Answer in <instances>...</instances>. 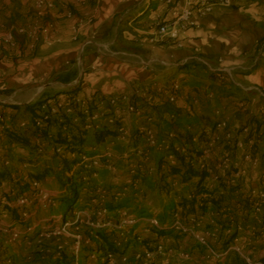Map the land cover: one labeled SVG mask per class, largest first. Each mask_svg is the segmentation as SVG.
Returning <instances> with one entry per match:
<instances>
[{
    "label": "rangeland",
    "instance_id": "obj_1",
    "mask_svg": "<svg viewBox=\"0 0 264 264\" xmlns=\"http://www.w3.org/2000/svg\"><path fill=\"white\" fill-rule=\"evenodd\" d=\"M254 1L232 0L231 8L227 6V11L220 17L227 29L219 33L222 39L220 50L217 46H209L205 55L200 51L194 53L205 56L211 68L217 70L212 72V75L204 70L206 68L194 63L193 57L175 65L163 60L168 64L164 67H173L175 72L178 67L188 68L179 76H173V79L171 76L162 79L163 84L168 82L169 86L173 84L178 86L175 101L172 103L173 108L177 101L187 102L186 107L180 110V117L175 119L170 117L169 120L163 113L164 108L171 106L166 102L170 87L166 89L164 85L165 87H160L159 90H150L148 87L147 92L144 89L140 90L150 96L148 103L152 110L146 109L145 113L152 120L147 123L151 128H157L159 139L170 135L169 130L185 131L186 122L199 126L201 130L205 128L203 130H206L207 137L215 136L216 139L211 145L207 139L196 147L206 152L209 161L228 160L230 170L223 177L214 178L219 174L216 171L213 177L210 176L205 181L212 191L217 188L219 190V180L231 188V194H226V209L222 212L208 208L203 213L182 216L181 208L174 210L175 203L167 199L169 195L155 192L154 187L157 182L154 178L159 173L157 165L159 160H162L163 167L166 157L161 154V150L144 147L140 138L133 137V132L139 126L138 116L125 112L126 106L123 101L117 104L119 107H114L118 111L113 108L111 112H103L106 106V102L103 101L97 102L99 105L97 120H91L90 113L87 115L84 113L89 134L81 154L89 160H97L98 165L95 170L85 172L83 169L79 172L81 182L76 180L74 182L80 183L78 201L74 210L63 217L64 211L59 200L62 195L68 193L69 186L74 184L70 182V172L65 171L59 158L52 152L51 144L30 138L31 142L40 144L39 148L33 149L20 146L8 136H3V130L26 136V132L19 124L20 120L28 118L29 114L23 108L10 112L6 106L2 108L1 105L24 106L34 104L44 97L56 95L58 85L54 82L60 81L62 76H56V72L51 71L45 77L40 75L30 77V86L23 90H19L22 87L17 85L22 75L15 77L14 89L9 87V80L12 78V75H8L10 73L4 72L0 76V116L3 111V115L8 119L0 124V173L7 172L10 178L0 179V264H59L60 261L64 264H264V141L261 139L256 141L257 147L252 141L248 148V152L251 153L254 147L256 148L254 156H257V161H254V158L244 159L241 155L236 157V152L244 150V147L236 145L235 151H230L232 154L224 149V144L228 142L231 144L235 138L238 139V143L243 144L249 130L242 129L246 118L262 115V112L255 110L253 102L264 98L258 97L255 92L244 91L243 88L252 85L240 81V78L264 58L262 42L264 6H261L264 2H261L258 5L259 9L253 13L250 4ZM233 2H238L239 5L235 6ZM212 12L213 10L205 16ZM31 14L34 13L16 14V23L24 25L25 22L22 21L24 16L28 19ZM4 20L6 17L1 15L0 23L3 24ZM29 27L20 26L11 31L0 30V52L12 54L13 50L10 49L15 48L14 51L20 53V49H24V43L19 44L15 40L12 45V42H5L4 39L11 33L22 36L23 40L25 38L30 40L28 36L20 35L18 32ZM36 36L37 46L39 31ZM45 41L48 43L49 37H46ZM29 44V52L35 50V45L32 49L30 47L31 41ZM77 54L81 55L82 51H78ZM21 65V61L13 62V67L19 68L14 76L27 71L22 69ZM30 66L35 70L40 68L35 61L30 62ZM156 69L164 68L155 66L154 70ZM227 73H230L229 78L226 76ZM26 78L24 77V80ZM82 80L83 71L77 74L72 82L79 81L76 87H80ZM213 82L217 84L214 85ZM209 85L220 86L223 92L216 93ZM126 96L129 97L130 94ZM248 97L250 101L246 100ZM84 101L91 102L88 99ZM47 104L51 106L49 109L51 111L52 108L59 107L61 102L56 106L53 101ZM244 107L247 112L243 110ZM43 110H48V107L45 106ZM66 113L72 116L71 111ZM202 116L211 124L225 125L217 126L216 130L211 131L210 125L202 127V122L197 120ZM72 120L78 121L74 115ZM130 121L134 124L132 125ZM115 122H118V128L123 127L126 132L129 129L130 139L123 138V132L118 131L117 138L107 139L101 144L93 141L91 134L94 129L103 126L113 128ZM105 152L110 154L102 156ZM67 154L77 156L76 153ZM137 166L140 168L139 171L136 169ZM44 170L48 171L44 178L40 182L34 181L33 176L42 174ZM33 182L38 185L33 186ZM44 194L48 195L47 198L50 196V199L43 203L38 197ZM190 196L191 194L188 198ZM18 197L26 198L27 204L25 206L16 204ZM246 197L254 199L253 208L248 213L242 209V200ZM10 209L17 210L21 223L12 217ZM100 210L105 211L102 216H98ZM174 214L177 216L174 217ZM153 220H156L158 229L153 228L150 223ZM176 222H179L182 228L178 230L171 228ZM103 224L106 225L102 226ZM97 231H101L115 248L119 249L116 255L109 258L103 251H99ZM234 233L236 236L231 239ZM143 239L150 240L149 247L152 251L141 244ZM202 241L205 245L201 243Z\"/></svg>",
    "mask_w": 264,
    "mask_h": 264
},
{
    "label": "crops",
    "instance_id": "obj_2",
    "mask_svg": "<svg viewBox=\"0 0 264 264\" xmlns=\"http://www.w3.org/2000/svg\"><path fill=\"white\" fill-rule=\"evenodd\" d=\"M37 1L0 0V16L6 17L4 23H0V30L11 31L20 26L28 27L32 24L39 26V40L37 46L35 45V50L31 52H29L30 40L27 38L23 40L22 36L14 34L16 42L24 43V49H20V53H16L15 48L10 49L13 50L12 54L0 52V76L4 72L10 73L8 75H12V78L9 80V87L14 89L15 77L18 78L22 75V79L17 82V85L22 87L19 90H23L30 86V77L39 75L45 77L51 71H55L56 76H62L60 81L54 82L58 85L59 93L71 90L70 83L77 74L83 71V80L81 86L78 87L77 97L94 100L95 103L106 102L111 97L129 95L143 89L147 92L148 87L150 90H159L160 87L166 85V89H169V83L163 84L162 79H167L168 76H179L180 73L188 69L187 66H182L183 68H177V72L173 67L147 70L137 65L133 57L123 60L118 55L110 57L106 54H98L96 52L97 45H104L113 53L131 52L132 56L136 54L139 58L154 57L166 60L170 65L179 64L180 61L191 57L194 58V63H197V58L207 59L203 55L209 46H217V49L220 50L222 39L219 36L222 30H227L224 21L220 18L222 13L227 11V6L216 5L208 16L193 17L192 25L181 33V47L156 36L157 25L172 22L176 13L186 3L194 1L216 3L218 0H173L172 5H168L165 0H92L91 2L88 0H42L51 2L53 7L50 10L45 9L41 16H38L35 9ZM261 2L264 0H255L250 4L251 12L255 13ZM234 5H239V3L235 2ZM231 6L229 7L231 8ZM261 6L264 5L261 4ZM29 12L34 13L31 14L33 17L30 15L28 19H25L27 16H24V20H22L25 22L24 25L16 23V14H28ZM46 37H49L48 43L45 41ZM80 50L82 51L81 55L77 54ZM199 51L203 54L202 56L194 55ZM13 59H16L17 62L21 61L22 69L27 71L14 76L13 74L19 71V68L13 67V62H16ZM34 61L39 64L40 68L37 70L30 66V62ZM204 70L207 72L206 69ZM24 77H27L26 80ZM240 81L264 89V58L243 78H240ZM216 84L214 83V85ZM209 87L216 88L211 85ZM143 93L139 95L143 97ZM248 98L246 100L250 101ZM159 102L161 103V101ZM177 102L174 105L177 110H181L187 105L184 100ZM253 103V106H256L255 110L264 111V100H254ZM8 109L10 112H14V110ZM255 116L261 118L263 115ZM197 120L199 121V118ZM130 123L134 124L133 121ZM236 153V157L238 155L242 157L243 150H238ZM158 180L159 177L155 176L154 181ZM166 182L168 183V181ZM194 182L181 184L176 181V185L170 186L175 196L169 195L167 199L176 203L181 197L188 198Z\"/></svg>",
    "mask_w": 264,
    "mask_h": 264
},
{
    "label": "trees",
    "instance_id": "obj_3",
    "mask_svg": "<svg viewBox=\"0 0 264 264\" xmlns=\"http://www.w3.org/2000/svg\"><path fill=\"white\" fill-rule=\"evenodd\" d=\"M91 2L92 0H88ZM264 42V40L262 41ZM185 67V66H183ZM182 67V68H183ZM212 75V73H210ZM175 78V77H174ZM173 79V77H172ZM215 90L214 92H223V90L220 89V87L216 86V88L213 87ZM77 90L78 86L72 88L71 90H67L64 92H59L56 95L44 97L43 99L38 100V102L34 104H25L24 106H18V105H3L7 108H10V110L14 111H20L21 108L24 109L26 113L29 114L28 118H22L20 121H25L27 123V128L24 129L26 132L25 135L16 134L14 132H9L7 130H3V136H8L12 141L17 142L20 146H28L33 149L39 148V144H35L31 142L30 138L34 140L41 141L44 144H51L52 146H62L64 148L65 153H76L77 156L81 154L83 145L86 143L89 131L86 128L85 123V117L83 109L80 107V103L77 100H82L77 97ZM169 92V91H168ZM176 94V93H175ZM174 94V96H175ZM130 102L140 110V115L138 116V125L147 126L148 128H151L148 125L147 118L148 116L145 113L146 109H151L150 103L147 102L145 97H142L140 95H136L135 93H132V95L129 98ZM49 101H53L54 105L60 106L56 108L55 113H51L49 111L50 107L47 103ZM166 102L171 105L168 106V108H164V115H166L167 119L170 120V117L172 119H175L176 117H180V110H177L172 107V103L168 101V96L166 98ZM165 103V102H164ZM48 107V110H43V106ZM92 105H94L92 107ZM91 106V107H90ZM5 107V108H6ZM87 107L89 108V112L95 110L98 108L97 103L93 101L87 102ZM152 107H154L152 105ZM92 108H94L92 110ZM71 110V115L75 116V118L78 119L77 122H74L72 120V116H69L66 113V110ZM113 108L109 105V103L106 101V106L103 108L104 111H110ZM5 113V112H4ZM2 116L6 118L5 115H3V111L1 113ZM45 117V118H44ZM35 118H42V124L40 127H36L34 124ZM171 121L173 122V120ZM152 120V118H151ZM170 121V122H171ZM199 121L202 122V127H206L207 125L211 126V131L216 130L218 123L211 124L210 121L205 117L202 116L199 118ZM200 123V122H198ZM118 122L113 123V128L111 127H101L99 129H94L92 131V138L95 143H103L107 139H114L119 137L118 133ZM138 127H136L135 132H133V137L140 138V134L138 131ZM193 125L190 122H186L185 125V131L180 130H169L170 134H173L174 137L172 141L170 142L171 145V153L174 155L176 165L169 168L168 171L161 173L162 168V160H159L158 169H159V180L156 182V185L154 186L157 191L164 192L166 195H174V192H172V189L169 185V183L166 182V179L168 177L172 179H179V183L181 184H192L194 181V186L191 191L190 198L181 197L177 202L173 205V209L181 208V215L187 216V215H195L198 212L203 213L208 208H211L214 211L222 212L226 209V194H231L232 190L231 188H228L224 181L219 180V190L218 188L215 191H212L209 189L207 184L205 183L206 179L209 177V173L202 169H198L194 163V158L199 156L201 154L200 149L198 146L202 143V141L207 140V136L205 135V131L202 129H199V126ZM173 127V125H172ZM152 129L155 131V134L158 135V132H156V129L152 127ZM243 130H248L247 135L243 139L244 144V153L243 158L245 157V154L248 152V142L254 141V145H256V141L262 140L264 141V116L261 118L256 116H248L243 124L242 127ZM242 130V131H243ZM169 134V133H168ZM197 137L198 141L195 143L193 142V138ZM199 144V145H198ZM238 144V139L235 138L232 140V143L230 142L224 144L225 151L232 154L230 151L234 152L236 149V145ZM178 146L181 149L185 150V156L180 155L179 152L175 150V146ZM196 145H198L196 147ZM254 151L251 153L252 155H255L256 148L254 147ZM57 156V155H56ZM58 157V156H57ZM59 158V157H58ZM59 161L61 164H63L65 171L70 172V182L74 183L75 180L81 182V179L79 177V172L83 171L82 168H77V170H73L74 165L77 164V159H72L69 157L65 158H59ZM166 164V161H165ZM48 172L47 170H44L42 174H35L33 176L34 181L40 182L44 178L45 173ZM231 173V172H229ZM228 173V174H229ZM9 178L7 172L0 173V179L1 178ZM10 179V178H9ZM73 184L69 186V191L65 195H62L60 197V202L63 207V217H66V215H69L75 208L76 202L78 201V191L80 189V183ZM254 204V199L250 197H246L242 200V209L248 213L249 210H251L252 205ZM11 215L13 218L17 219L16 222L21 223V220L18 218L17 210H11ZM97 238L99 239V251H103L104 255H116L119 251V249L115 248V246L108 240V238L101 232H96ZM236 236V233L232 235L233 239ZM230 239V240H231ZM149 239H143L141 241V244L145 246L149 251L152 249L149 247L150 245ZM228 242H226L227 245ZM264 261V258H263ZM98 263H101L98 261ZM59 264H64L62 261L59 262ZM69 264V263H65Z\"/></svg>",
    "mask_w": 264,
    "mask_h": 264
},
{
    "label": "built area",
    "instance_id": "obj_4",
    "mask_svg": "<svg viewBox=\"0 0 264 264\" xmlns=\"http://www.w3.org/2000/svg\"><path fill=\"white\" fill-rule=\"evenodd\" d=\"M165 2L168 5L173 4V0H165ZM231 4H232V0H218L216 3L207 2V1H194L193 3L192 2L186 3L184 5V7H182V9L176 13L175 18L172 22L160 23L157 25L156 36L160 39H167L170 42L174 43L177 47H181V43H180L181 33L184 32L188 28V26L192 25V23H193L192 19L194 16H205L208 13H210L216 7V5L230 6ZM52 7H53V4L51 2H44L42 0H38L35 4V9L38 13V16H41L42 12L45 9L50 10V9H52ZM38 31H39V26L37 24L30 25L29 29L18 30L20 35L28 36V38L32 42V44L30 46L31 49L34 48V45L36 44V41L38 39L36 36ZM8 35L9 36L6 39H4V41L9 42V43L12 42V45H13L15 43L14 42L15 41L14 35L11 33H9ZM263 45H264V42H263ZM96 52L98 54H102V55L106 54L107 56H110V57H113L116 55H118L119 57H123V58L133 57L136 64H138L139 66H141L147 70H151V71L155 69V66H161L163 68H166L164 66L168 65L163 60H160V59L154 58V57L143 59V58H139L136 55L132 56L131 54H127L124 52H121V53H115L114 52L113 53V52H110L108 50V48L104 45H97ZM196 62L199 63L200 65L204 66L206 68V70L210 73L217 71V70L211 68L212 66L208 63V61H206L204 59L197 58ZM226 76L229 78L230 73H227ZM78 83H79V81H75V82H72L69 86L74 88V87H76V85H78ZM177 90H178L177 84H173L172 86H170V89H169L170 93L168 94V101L170 103H173L175 101L174 94L177 92ZM243 90L247 91V92H252V93L255 92L258 97L264 98V90L259 89L257 87L247 86L246 88H243ZM145 92L143 93V97H145L147 102H148V101H150V96L149 95L146 96ZM133 93H135L136 95H139L142 92L141 91H135ZM131 95L132 94H130V96ZM130 96L127 97L126 95H124V96L122 95L120 97H111L107 102L109 103V105L112 108H114V107L118 106L117 105L118 103H121V101H123L124 102L123 104L126 106L125 112L131 113L132 116L133 115L139 116L141 114L140 110L137 109L130 102V100H129ZM77 101L80 103V107H81V109H83V112L86 115H87V113L88 114L90 113V119L91 120H97L96 118H97L98 113H99L98 108L96 111L88 112L89 110H87L88 109L87 103H85L84 100H77ZM1 105H4V104H1ZM98 107H99V105H98ZM44 108H45V106L42 107V109H44ZM55 110H56L55 108L51 109L52 112H55ZM243 110L244 111L246 110V112H247V109L245 107ZM67 111H71V110L67 109L66 112ZM115 111H118V109H115ZM103 112H105V111H103ZM249 113H251V112H249ZM262 115L264 116V111L262 112ZM4 120H8V119L1 115L0 116V124L3 123ZM147 121L148 122L151 121V117L147 118ZM109 123H111V121H109ZM34 124L36 127H40L42 124V118H35ZM19 125L22 129L27 128V123L25 121H21ZM224 125H225V123H220L217 126L220 127V126H224ZM141 127H144V126H141ZM141 127H139L138 130H139V134H140V140H141L142 144L144 145V147L146 146L149 148H156L157 150H161L160 151L161 154L164 155V157H166V164H164L163 167L161 168V173L166 172L169 170L170 167L175 166L176 161H175L174 155L171 153V150H170L171 149L170 142L172 141L174 135L170 134L167 137H165L164 139H159L157 137V135L155 134V131L152 128L144 127L145 128L144 129ZM140 128H141V130H140ZM124 129L125 128H123V127H119L118 131L123 132L122 133L123 138L130 139L131 134L128 133L129 129L127 130V132L124 131ZM207 139L209 141V145H211V143H213V141L216 138L213 135L211 138L207 137ZM197 141H198L197 137H194L193 142L196 143ZM251 143H252V141L248 142V147L251 146ZM237 145H238V147H244V144H241V143H238ZM39 147H40V144H39ZM52 147H53L52 152L54 154H56L59 158L69 157V158L78 160L77 164L74 165L73 170H77V168H82V170L84 169L85 172H88L86 170H90V169L95 170L96 166L98 165L97 160H95V159L89 160L85 155L81 154L77 158V156L75 157V155H73V154L65 153L64 148L62 146L57 145V146H52ZM175 150L177 152H179L180 155L185 156V150L184 149H181L176 145ZM109 154L110 153L105 152V154H103L102 156L106 157V155L108 156ZM99 157H101V156H99ZM247 158H254V161H257V159H256L257 156L252 155L250 151L245 154L244 159H247ZM227 161L228 160L222 161V162H215V160L209 161V160H207V154L205 151H201V154L194 158V163H195L196 167L200 170H202V169L206 170L209 173V177L210 176L213 177V173L217 171L219 174L214 176V178H216V179L223 177L230 170V166L227 164ZM166 165H168V166L166 167ZM136 169H137V171H139L140 170L139 166H137ZM157 176L159 177V175H157ZM166 181H168L170 186L175 185L176 181L179 182L178 179H172L170 177H168L166 179ZM32 185L36 186L38 184L33 182ZM47 197H48L47 194L39 195L38 199L44 203V201H47V199H50V196H49V198H47ZM15 202H16V204H23L25 206L27 204L26 203L27 199L23 198V197L22 198L18 197ZM103 213H105V211L100 210L98 212V216H102ZM176 216H177V214H174V217H176ZM150 223L152 224L153 228H156V229L159 228V226L156 223V220L150 221ZM91 225L93 226V223ZM105 225L106 224H103L102 226H105ZM97 226H98V224H97ZM171 228L178 230L179 228H182V226L179 222H176V223H174L173 226H171ZM201 243L203 245H205L203 241ZM108 256L110 258L112 255H108Z\"/></svg>",
    "mask_w": 264,
    "mask_h": 264
}]
</instances>
